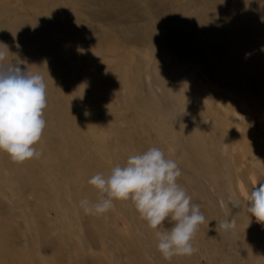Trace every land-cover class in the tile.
<instances>
[{"label": "rangeland", "instance_id": "1", "mask_svg": "<svg viewBox=\"0 0 264 264\" xmlns=\"http://www.w3.org/2000/svg\"><path fill=\"white\" fill-rule=\"evenodd\" d=\"M40 40L53 58L38 63ZM0 50L47 85L40 157L0 152L7 264H264L247 211L264 181V0H0ZM150 147L206 217L192 256L165 260L130 200L79 206L91 176Z\"/></svg>", "mask_w": 264, "mask_h": 264}, {"label": "clouds", "instance_id": "2", "mask_svg": "<svg viewBox=\"0 0 264 264\" xmlns=\"http://www.w3.org/2000/svg\"><path fill=\"white\" fill-rule=\"evenodd\" d=\"M46 89L42 75L22 68L19 62H7L5 52L0 50V152L15 162L41 155L34 145L46 126ZM181 175L175 160L166 158L160 148L150 147L129 155L123 165L112 167L107 175L91 176L87 183L98 190L97 199L95 202L81 199L79 206L87 215L101 216L114 207V201L130 200L140 218L154 230L156 248L165 260L192 256L197 251L194 237L206 217L201 205L192 203V198L177 183ZM247 201L248 213L264 224V181L253 187ZM219 227L232 232L235 221L226 217Z\"/></svg>", "mask_w": 264, "mask_h": 264}, {"label": "bare ground", "instance_id": "3", "mask_svg": "<svg viewBox=\"0 0 264 264\" xmlns=\"http://www.w3.org/2000/svg\"><path fill=\"white\" fill-rule=\"evenodd\" d=\"M4 38L11 44V46L12 45L16 46L18 44V39L15 36H13L12 32H11V34H8ZM18 47H17V49H18ZM37 50L38 51L36 53V60H37L38 63L42 62V61H48L49 59L53 58L52 50L47 45V43L45 41L40 40V42L37 44ZM3 233L4 232L0 230V239H3V241L6 244H8L9 243V241L7 240L8 236L6 234H3ZM2 244L3 245L0 244V258H1L0 259V264H7L8 263L7 260H6L7 258H11V257L15 258V251L12 250V249H6L5 248L6 245H4V243H2Z\"/></svg>", "mask_w": 264, "mask_h": 264}]
</instances>
